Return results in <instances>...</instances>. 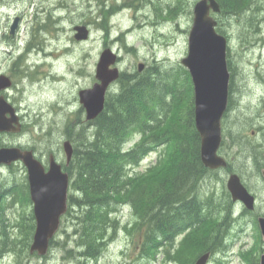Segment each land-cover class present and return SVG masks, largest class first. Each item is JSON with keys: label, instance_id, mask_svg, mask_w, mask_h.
Here are the masks:
<instances>
[{"label": "rangeland", "instance_id": "rangeland-1", "mask_svg": "<svg viewBox=\"0 0 264 264\" xmlns=\"http://www.w3.org/2000/svg\"><path fill=\"white\" fill-rule=\"evenodd\" d=\"M196 1L184 0L178 8L168 12L167 4L173 6L176 0H83L77 1L75 8L70 6L67 9L66 3L62 2L61 6L64 8L58 12L56 9L50 10L52 6H56L58 0H0V75L3 74L12 81L11 86L5 91H0V94L11 104L18 106L20 113L25 115L19 133H0V147L20 144L31 148L39 159L43 157L46 161L48 154L53 153L64 168L66 165L62 142L65 140L64 135L67 138L70 132L65 125L75 118L85 121L77 93L80 89L91 87L96 81L95 65L100 52L111 48L120 57L119 63L114 66L128 74L137 72L138 63L144 64L142 72L154 64H160L167 69H186L181 64V59L187 55L192 8ZM99 2H103L109 9L115 6V12L109 19L108 34L96 24L98 18L95 16L98 14L95 9H98ZM261 3L263 8L258 10V17L253 25L258 28L255 33L252 31L253 27L249 28L253 23L250 24L251 20L245 15L231 14L224 20V35L228 40L227 59L232 66L231 87L228 88L231 107L227 111V104L221 126L222 130L231 129L232 133H244L238 136V143H232L229 137L223 141L224 150L221 149L220 153L229 163L227 169L217 174L210 171V190L217 193L224 190L227 192L225 183L229 170L243 177L242 180L256 196V207L247 220L239 219L238 216L235 219L227 216V219L231 220V231L228 235L230 245L224 252L211 254L209 264H248L241 253L247 254L253 249V255H256L259 250L260 240L250 218L255 213L264 214V180L255 165L263 161L264 155V0ZM258 4L261 6L260 2L254 1L249 9L252 10ZM43 8L45 10L39 13L38 10ZM58 14L65 15L62 24L56 23L58 27H62L61 32L55 31L50 24ZM15 18L17 26L13 33H10V26ZM216 20L218 21V18ZM75 25L87 27L89 33L86 39H75ZM120 35L127 47L131 48L126 49L123 43L116 39ZM29 42L31 47L25 51ZM113 87L114 84L109 91ZM173 119L175 120V117ZM139 138L134 137L126 143L125 148L130 147ZM160 150L158 147L148 152L135 168L128 167L125 177L134 173L140 174L139 176L146 174L156 163ZM12 165L0 168V187L6 190L16 183L15 192L20 198L17 197L14 203L10 197L5 199L4 213L9 221L6 229L18 237L19 241L12 249L6 248L7 250L2 251L0 263L75 264L74 260L69 259L74 252L65 251V247L69 248L72 244H54L44 255H38L36 251L30 252L32 238L26 245L22 236L23 231L26 233L25 229L20 232L19 228H15L21 217L29 216L33 210L32 201L25 200L27 170L22 163ZM170 168L172 169V166ZM164 175L166 173L162 172V177ZM200 181L203 194L208 190L209 175L205 173ZM3 204L0 200V208ZM133 208L131 202H121L117 211L112 212L111 217L118 220L117 226L115 231L113 228L107 231L105 245L98 260L92 264H191L195 253L187 250L184 255L180 246L183 245L180 242L188 230L177 236L174 241L175 249L157 254L155 259L141 255L138 239L141 231L127 226L134 221ZM70 219V215L66 219L61 218L60 232L56 239L66 241L67 235L72 231ZM261 245L264 248V242H261Z\"/></svg>", "mask_w": 264, "mask_h": 264}, {"label": "trees", "instance_id": "trees-1", "mask_svg": "<svg viewBox=\"0 0 264 264\" xmlns=\"http://www.w3.org/2000/svg\"><path fill=\"white\" fill-rule=\"evenodd\" d=\"M183 1L176 0L173 6L168 3V12L178 8ZM216 1L220 7L219 13L215 15L218 18L216 29L222 34L224 20L228 15L247 16L246 18L251 20L250 24L253 23L249 26L252 29L258 17V10L263 8L261 0ZM253 1L260 2L262 7L258 4L253 11L250 10ZM98 8L95 9L98 13V16H95L98 18L96 24L108 34L109 19L115 12V6L109 9L105 4H100ZM253 28L255 33L258 28ZM116 39L123 43L126 49L131 48L127 47L121 35ZM30 47L29 42L25 51ZM227 63L232 71L228 59ZM230 103L229 100L227 111L231 107ZM81 110L82 108L79 109ZM79 119L75 118L77 122L69 121L66 125L72 123L75 127L69 126L67 138L72 141L73 153L72 161L64 166L69 175V193L67 210L62 217L66 219L71 216L72 231L67 235L66 241H60L56 239L60 232L58 229L49 241V248L54 244H72L69 248L65 247V251L74 252L69 258L70 261L74 260L75 264L95 263L105 245L107 231L110 228L114 230L117 226L118 220L111 217L112 212L117 211L121 202H131L135 218L132 224L127 226L141 231L138 235L139 252L148 259H155L157 254L175 249L174 241L185 229H188V232L180 242L183 245L179 244L184 255L188 250L195 253L196 259L206 251L211 254L225 251L230 245L228 235L231 231V220L227 219V216L232 200L225 190L217 193L211 189L209 215L207 192L202 194L200 189V180L208 168L200 160V136L195 128L193 114V87L186 69H167L160 64H154L140 73L121 72L113 89L106 94L102 112L92 122ZM73 128L77 130L75 134L72 133ZM239 133L223 129L220 152L221 149L224 150L225 138L229 137L232 143H238V136L241 135ZM136 136L140 137L139 140L125 148L126 143ZM158 147L161 148L158 159L146 174L139 176L140 174L134 173L126 176L128 178L124 180L128 167L135 168L148 152ZM262 159V162L255 164L258 172L264 168V155ZM254 162H257L256 158ZM162 172L166 173L163 177ZM15 185L16 183L6 190L0 187V200L4 202L0 208V256L1 251L12 249L19 241L18 237L6 229L9 221L4 213L5 199L10 197L14 203L17 197L20 198L15 192ZM25 185V200L30 201L27 182ZM218 216L223 220L219 221ZM17 223L15 228H19L20 232L23 229L26 231H23L22 236L27 245L35 229L33 211L29 216H22ZM257 235L260 244L259 250L255 248L256 255H253V249L247 254L241 253L248 264H258L259 256L264 250L258 230Z\"/></svg>", "mask_w": 264, "mask_h": 264}, {"label": "water", "instance_id": "water-1", "mask_svg": "<svg viewBox=\"0 0 264 264\" xmlns=\"http://www.w3.org/2000/svg\"><path fill=\"white\" fill-rule=\"evenodd\" d=\"M219 11L216 0H198L194 3L188 51L181 59L193 84L194 123L200 136V160L209 169L227 166L225 158L218 154L222 139L221 119L227 108L230 78L226 61L227 39L216 30L217 21L210 14ZM16 26L17 18L10 26V33H13ZM74 30L76 40L88 37L89 31L85 25H76ZM117 58L118 55L110 48L103 49L95 66L96 81L91 87L78 91L86 121H93L104 108L107 89L120 74L118 67L114 66ZM143 68V63L137 65L139 72ZM10 86L11 80L1 74L0 91ZM19 130L20 124L13 105L0 94V133H15ZM62 147L66 160L69 161L73 152L72 145L65 140ZM16 161H21L26 167L33 205L35 229L29 250L31 253L36 251L38 255H44L48 251L50 239L59 228L61 216L67 210L69 176L52 154L49 156L48 169L45 170L32 150H22L16 146L0 147V166ZM262 175L264 177V170ZM226 187L233 201H240L246 209L254 208V196L236 173L229 175ZM258 226L264 240V216L258 217ZM208 258L209 252H205L193 264H206ZM258 264H264V251Z\"/></svg>", "mask_w": 264, "mask_h": 264}, {"label": "flooded vegetation", "instance_id": "flooded-vegetation-1", "mask_svg": "<svg viewBox=\"0 0 264 264\" xmlns=\"http://www.w3.org/2000/svg\"><path fill=\"white\" fill-rule=\"evenodd\" d=\"M60 1V3L58 4V5H56V6H52L51 7V9L52 10H55V9H63L64 8V6H61L62 4V2H65L66 3V9L68 8V7H70L71 6V8H75V6L77 5V1L78 2H82L83 0H58V2ZM71 2V3H70ZM123 5H125V3H122ZM45 9L43 8V9H41V10H38V11H44ZM64 17V16H63ZM65 18V17H64ZM119 60H120V57L118 58V63H119ZM115 85V84H114ZM113 86V85H112ZM13 105V104H12ZM14 106V105H13ZM14 109H15V112H16V114H17V116H18V121H19V124H20V131L22 130V126H23V121H24V117H25V115H23V113H20V109H19V107L18 106H14ZM19 148H21V149H26V147H24V146H21L20 144L19 145H17ZM50 154H53V153H49L48 154V157H49V155ZM34 155L36 156V158L37 159H39L38 157H37V154L34 152ZM55 157V156H54ZM56 158V157H55ZM41 162H42V164H43V166H44V168H45V170H47V168H48V158H47V161L42 157L41 159H39ZM57 160V159H56ZM59 162V161H58ZM60 164H61V166H62V169L64 170V168H63V164L61 163V162H59ZM65 163H66V165H68L69 163H67L66 161H65ZM11 164H13V165H16V164H19V165H21V162L20 161H16V162H14V163H11ZM12 165V166H13ZM7 167H8V165H7ZM224 170H226V169H217V170H212L213 172H212V174H217L219 171H222V172H224ZM208 175H209V185H208V190H206V192L208 193L207 195H210V169H208V171L206 172ZM231 172L230 171H228L227 172V177L229 176V174H230ZM246 184V183H245ZM247 186V185H246ZM248 189H249V187H247ZM249 191H250V189H249ZM251 192V191H250ZM252 193V192H251ZM253 194V193H252ZM254 195V194H253ZM255 196V195H254ZM208 198V213H209V215H210V196H208L207 197ZM255 198H256V196H255ZM233 203V204H232ZM232 203H231V207H230V209H229V217L230 218H232V219H235V218H237L236 216H238V218L239 219H242V220H247V219H249V215L250 214H253L254 213V211H255V207H256V204H255V206H254V208L252 209V210H248V209H246L240 202H238V201H236V202H234V201H232ZM260 215H263L264 216V214H258V213H255L250 219H251V221L252 222H254V220L255 221H257V218L260 216ZM209 260H210V257H209ZM208 264H209V262H208Z\"/></svg>", "mask_w": 264, "mask_h": 264}, {"label": "bare ground", "instance_id": "bare-ground-1", "mask_svg": "<svg viewBox=\"0 0 264 264\" xmlns=\"http://www.w3.org/2000/svg\"><path fill=\"white\" fill-rule=\"evenodd\" d=\"M86 1H87V0H86ZM97 1H98V0H97ZM261 1H263V0H261ZM95 2H96V1H95ZM103 2H104V1H103ZM103 2H102V3H103ZM253 2H254V1H253ZM59 3H60V2H57L56 5H58ZM96 3H97V2H96ZM99 3H100V2H99ZM102 3H100V4H102ZM87 4H88V3H87ZM244 4H245V3H244ZM256 4H257V3H256ZM260 4H261V3H260ZM92 5H93V4H92ZM94 5H95V4H94ZM253 5H254V4H253ZM101 6H102V5H101ZM155 6H156V5H154V7H155ZM258 6H259V5H258ZM106 7H107V6H106ZM87 8H88V7H87ZM246 8H247V7H246ZM251 8H252V7H251ZM259 8H260V7H259ZM98 9H99V8H98ZM104 9H105V8H104ZM252 9H253V8H252ZM50 10H52V9L50 8ZM79 10H80V9H79ZM101 10H102V9H101ZM101 10H100V11H101ZM108 10H109V9H108ZM157 10H158V9H157ZM159 10H160V9H159ZM250 10H251V9H250ZM250 10H249V12H250ZM52 11H55V10H52ZM56 11L60 12V9H56ZM71 11H72V10H71ZM77 11H78V10H77ZM98 11H99V10H98ZM102 11H103V10H102ZM105 11H106V10H104V12H105ZM244 11H245V10H244ZM252 11H253V10H252ZM238 12H239V11H238ZM249 12H247V13H249ZM254 12H255V11H254ZM39 13H40V11H39ZM96 13H97V12H96ZM99 13H100V12H99ZM250 13H251V12H250ZM97 14H98V13H97ZM101 14H102V13H101ZM230 14H231V13H230ZM235 14H236V13H235ZM237 14H238V13H237ZM46 15H47V14H46ZM242 15H243V14H242ZM246 15H247V14H246ZM248 15H249V14H248ZM228 16H229V15H228ZM243 16H244V15H243ZM41 17H43V15H42ZM44 17H48V16H44ZM64 17H65V15H64ZM64 17H63L62 14H58V15H56V17L54 18V20H51V21H50V24L54 27V30H55V31H60V32H61L62 27H58V26L56 25V23L59 22L60 24H62L63 21H65V18H64ZM99 17H100V16H99ZM232 17H234V16H232ZM49 18H50V17H49ZM49 18H48V19H49ZM100 18H101V17H100ZM38 19H39V18H38ZM48 19H47V20H48ZM49 20H50V19H49ZM49 20H48V21H49ZM42 21H43V20H42ZM93 21H94V20H93ZM96 21H97V20H96ZM102 21H103V20H101V23H102ZM45 22L47 23V21H45ZM52 22H53V23H52ZM97 22H98V21H97ZM97 22H96V23H97ZM104 22H105V21H104ZM107 22H108V21H107ZM46 23H45V24H46ZM91 23H92V22H91ZM94 23H95V21H94ZM101 23H100V24H101ZM97 25H98V24H97ZM97 25H96V26H97ZM147 25H148V24H146V26H147ZM37 26H38V25H37ZM42 26H43V25H42ZM102 26H103V25H102ZM146 26H145V27H146ZM100 27H101V26H100ZM103 27H104V26H103ZM143 28H144V27H143ZM27 45H28V44H27ZM27 45H26V47H27ZM36 46H37V45H36ZM23 49H24V48H23ZM19 50H20V49H19ZM21 50H22V49H21ZM23 53H24V52H23ZM15 57H16V56H15ZM17 57H19V56H17ZM17 57H16V58H17ZM22 57H23V56H22ZM22 57H21V59H22ZM12 58H14V57H12ZM18 59L21 60L20 58H18ZM12 60H13V59H12ZM13 61H14V60H13ZM16 61H17V60H16ZM16 61H15V62H16ZM151 71H152V70H151ZM155 71H156V69H155ZM155 71H154V72H155ZM152 72H153V71H152ZM21 74H23V73H21ZM19 75H20V74H19ZM22 76H23V75H22ZM145 76H146V75H145ZM139 77H140V76H139ZM147 77H148V76H147ZM20 78H21V77H20ZM131 78H132V76H131ZM137 78H138V77H137ZM128 80H129V78H128ZM142 80H143V78H142ZM135 81H136V80H135ZM122 83L125 84V81H123ZM122 83L120 84V85H121L120 88H122ZM118 85H119V84H118ZM114 89H115V88H114ZM114 91H116V90H114ZM119 92H120V91H119ZM113 96H114V95H113ZM111 97H112V96H111ZM261 98H262V97H261ZM259 99H260V98H259ZM240 101H241V100H240ZM260 101H261V100H260ZM241 102H242V101H241ZM238 103H239V102H238ZM230 104H231V103H230ZM233 105H234V104H233ZM235 108H236V107H235ZM233 112H234V111H233ZM69 123H70V122L68 121V124H69ZM250 123H251V122H250ZM71 125H72V123H71L69 126H71ZM65 126H66V125H65ZM69 126H67L68 128H66V129H69V130H70V127H69ZM72 126L75 127L74 124H73ZM72 126H71V128H72ZM245 127H246V126H245ZM76 131H77V130L73 128L72 133L75 134ZM236 131H237V130H236ZM242 131H243V130H242ZM80 132H81V131H80ZM240 133H241V132H240ZM240 133H239V134H240ZM243 133H244V132H243ZM243 133H241V134H243ZM64 134H65V133H64ZM78 134H79V133H78ZM237 134H238V132H237ZM242 136H243V135H242ZM81 137H82V136L80 135V138H81ZM64 138L67 139L68 137L66 138V136L64 135ZM77 139H79V138L77 137ZM232 140H233V139H232ZM69 141L72 142L71 140H69ZM233 141H234V140H233ZM235 141H236V140H235ZM231 144H232V143H231ZM254 144H255V143H254ZM234 145H235V144H234ZM254 146H255V145H254ZM81 147H82V146H80V148H81ZM256 147H257V145H256ZM256 147H255V148H256ZM186 165H187V164H186ZM188 165H189V164H188ZM190 167H192V166H190ZM190 167H189V168H190ZM187 170H188V167H187ZM189 170H190V169H189ZM203 172H205V170H204ZM240 172H241V171H240ZM196 173H197V172H196ZM197 174H198V173H197ZM202 174H203V173H202ZM254 175H255V174H254ZM255 176H256V175H255ZM200 177H201V176H200ZM196 178H197V176H196ZM242 178H243V177H242ZM198 179H199V176H198ZM196 180H197V179H196ZM194 181H195V180H194ZM244 182H245V181H244ZM189 185H190V184H189ZM190 186L192 187L193 185H190ZM190 189H191V188H190ZM251 189H252V188H251ZM192 190H193V189H192ZM192 194H193V193H192ZM207 194H208V193H207ZM208 196H211V195H207V197H208ZM198 197H199V196H198ZM201 200H202V199H201ZM202 201H203V200H202ZM204 202H205V201H204ZM208 202H209V201H208ZM200 204H201V203H200ZM205 204H206V203H205ZM196 206H197V205H196ZM199 206H200V205H199ZM199 206H198V207H199ZM207 206H208V205H207ZM230 206H231V205H230ZM230 206H229V207H230ZM229 207H228V208H229ZM194 209H196V208H194ZM194 209H193V210H194ZM197 210H198V208H197ZM225 210H226V208H225ZM225 210H224V211H225ZM227 210H228V209H227ZM73 239H74V238H73ZM73 241H74V240H73ZM1 247H2V246H1ZM98 247H99V246H98ZM78 250H79V249H78ZM1 252H2V251H1ZM91 256H92V255H91ZM86 257H87V256H86ZM0 259H1V258H0Z\"/></svg>", "mask_w": 264, "mask_h": 264}]
</instances>
